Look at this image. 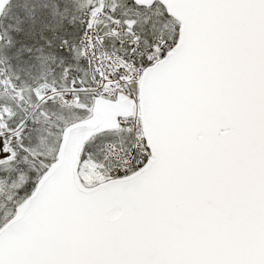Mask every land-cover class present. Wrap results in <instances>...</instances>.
Wrapping results in <instances>:
<instances>
[{
    "label": "snow or ice",
    "instance_id": "snow-or-ice-1",
    "mask_svg": "<svg viewBox=\"0 0 264 264\" xmlns=\"http://www.w3.org/2000/svg\"><path fill=\"white\" fill-rule=\"evenodd\" d=\"M0 264H264V0H0Z\"/></svg>",
    "mask_w": 264,
    "mask_h": 264
}]
</instances>
